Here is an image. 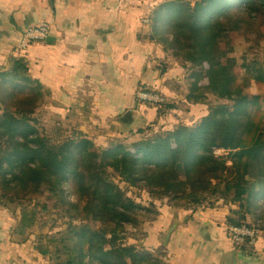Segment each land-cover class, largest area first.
I'll return each mask as SVG.
<instances>
[{"label":"trees","instance_id":"1","mask_svg":"<svg viewBox=\"0 0 264 264\" xmlns=\"http://www.w3.org/2000/svg\"><path fill=\"white\" fill-rule=\"evenodd\" d=\"M146 19L147 34L138 39L162 49L160 75L169 73L173 60L189 76L166 81L174 95L161 92L168 102L152 107L156 120L137 132L117 135L115 126L94 125L83 119L91 115L85 106L84 111L69 108L64 119L41 133L34 114L54 102L52 91L33 77L24 57H10L7 67L0 66V191L8 203L20 201L23 207L18 219L12 214V236L24 242L33 238L37 213L24 207L28 196L45 190L60 199L68 189L82 201L73 208L80 218L72 220L79 223H71L59 239L57 233L48 235L54 249L34 244L49 264H168L144 248L118 244L125 226L137 229L144 221V232L159 216L156 203L143 206L123 184L169 198L163 204L174 210L226 207L228 227L264 231V109L247 99L234 68H225L214 49L234 37L254 36L264 46V0H162ZM244 66V83L264 85V63ZM210 97L222 103L212 104ZM191 106L206 107L208 115L183 121L178 114ZM171 117L177 123L167 124ZM162 185L173 189L170 196ZM87 219L97 227L86 225ZM58 240L63 248L76 245L60 263L64 252ZM253 248L248 244L242 251Z\"/></svg>","mask_w":264,"mask_h":264},{"label":"crops","instance_id":"2","mask_svg":"<svg viewBox=\"0 0 264 264\" xmlns=\"http://www.w3.org/2000/svg\"><path fill=\"white\" fill-rule=\"evenodd\" d=\"M161 1L0 0V66L7 67L10 57H24L33 77L52 91L54 102L46 107L53 106L55 120L64 119L69 108L84 111L88 106L91 115L84 120L115 126L117 135L137 132L158 114L137 102V91L155 88L173 96L166 81L184 82L189 76L171 60L173 68L162 77L158 72V60L165 58L162 49L138 39L147 34L143 21ZM43 22L51 25L54 42L20 51L21 35ZM194 107L201 106L178 115L183 121H198L201 118H195ZM130 111L136 122L121 123ZM173 122L177 123L171 117L166 123ZM158 207L159 216L147 225L140 247L166 263L228 264L236 250L237 264H264V231L259 232L253 252L235 249L227 235L226 207L196 212ZM14 222L8 211L0 210V264H49L35 251L33 239L16 241L11 232ZM175 223L176 229L166 240Z\"/></svg>","mask_w":264,"mask_h":264},{"label":"rangeland","instance_id":"3","mask_svg":"<svg viewBox=\"0 0 264 264\" xmlns=\"http://www.w3.org/2000/svg\"><path fill=\"white\" fill-rule=\"evenodd\" d=\"M214 49L221 54V59L223 66L225 68L232 66L234 68V74L237 77V80L242 86L247 99L250 102H255L258 106V109L263 112L264 103H263V96H264V85L263 84H254V83H244L246 82V74H245V64H248L249 61L257 60L260 63H264V46H260L257 43V40L254 36L251 37H234L230 38L224 43L220 45L214 46ZM210 103L212 104H221V101H217L214 97H210ZM206 111L208 110L206 107H194V115L195 118H203L205 117ZM55 112L53 106L44 107L40 111L34 114V119L37 121V128L41 131V133L47 132L46 130H50L55 121ZM2 111L0 112V114ZM54 113V114H53ZM206 114V115H205ZM205 115V116H204ZM219 155L222 154L221 152L218 153ZM230 164H228L229 166ZM127 191L128 194L134 198L138 203L142 204L143 206L150 207L149 204L153 202L156 203L157 206L161 204H166L169 198L163 199L162 197H154L151 196L149 193L148 188L144 186L140 187H128L126 185H122ZM159 189L163 190L167 196H170L171 190L170 187L162 185L159 186ZM65 195L60 199H53L50 197L51 194L49 191H42L40 194L32 195L31 197L28 196L25 200H23V204L27 209L31 211H35L37 213V221H36V228L32 232V239L36 247H51L52 244L48 242L47 237L48 235L56 234V239H59L61 235H64L68 231L69 225L78 224L77 221L80 216L77 214L76 211H73L74 206L82 205L81 199L73 197L70 193L71 191L65 189ZM13 194H9V197H12ZM6 196L4 192L0 191V210L8 211L10 215H14L17 219L20 217L22 206H20V201L16 204L8 203L6 200ZM57 196V195H54ZM162 198V199H160ZM157 200V202H155ZM160 200V201H158ZM16 201V198H15ZM169 201V200H168ZM163 204V205H164ZM162 207V205H161ZM35 214V212H34ZM77 216V220L73 221L72 219ZM142 216H139L138 220L140 221ZM86 225L96 228L98 223H96L93 219H87L84 222ZM139 223V228H135L134 225H127L125 226L118 234V244L124 245H135L137 248L140 247L141 243L145 239V233L142 231L141 224ZM34 226V227H35ZM38 233V234H36ZM38 240H37V238ZM18 242H24L22 240L16 239ZM57 248L64 252V255H60L57 258V263L63 262L68 259L69 255H72L73 251L75 250L76 245H71L69 249L63 248L59 240L55 242ZM54 249V246H52ZM138 248V249H139ZM140 251V249H139ZM67 258H66V257ZM47 260V259H46ZM48 261V260H47Z\"/></svg>","mask_w":264,"mask_h":264},{"label":"built area","instance_id":"4","mask_svg":"<svg viewBox=\"0 0 264 264\" xmlns=\"http://www.w3.org/2000/svg\"><path fill=\"white\" fill-rule=\"evenodd\" d=\"M144 24H149V20L145 19ZM51 36V25L47 22L40 23L34 27L28 28L20 38L19 50L26 51L30 47L40 45L46 42ZM136 100L139 104L157 107L164 105L168 99L162 95L159 90H148L141 88L136 93ZM258 231L248 226L236 227L229 226L227 235L235 249L239 250L246 245L254 246L258 239Z\"/></svg>","mask_w":264,"mask_h":264},{"label":"water","instance_id":"5","mask_svg":"<svg viewBox=\"0 0 264 264\" xmlns=\"http://www.w3.org/2000/svg\"><path fill=\"white\" fill-rule=\"evenodd\" d=\"M54 42V38H52L51 36L46 40V43L47 44H51ZM134 112L130 111L128 113H126L124 115V117L121 119V123L123 124H126V125H131L133 123L136 122V119H135V114H133ZM177 227V223H175L167 232V237H166V240H168V238L170 237L171 233L176 229ZM164 245H167V242L164 243ZM236 254H237V251H233L232 254H231V257L228 261V264H237V258H236Z\"/></svg>","mask_w":264,"mask_h":264}]
</instances>
